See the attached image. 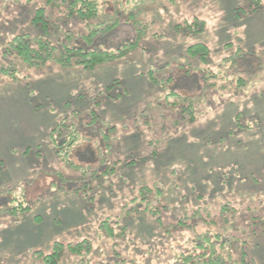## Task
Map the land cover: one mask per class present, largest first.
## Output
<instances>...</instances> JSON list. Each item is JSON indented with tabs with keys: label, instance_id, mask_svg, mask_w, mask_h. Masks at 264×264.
Instances as JSON below:
<instances>
[{
	"label": "rangeland",
	"instance_id": "1",
	"mask_svg": "<svg viewBox=\"0 0 264 264\" xmlns=\"http://www.w3.org/2000/svg\"><path fill=\"white\" fill-rule=\"evenodd\" d=\"M117 3L102 6L111 19L127 20ZM44 6L48 21L59 17L45 0H0V264H46L55 243L66 249L82 240L90 252H65L61 264L84 257L89 264H181L176 258L191 250L192 231L171 225L203 221L193 211L218 203L232 210L211 217L234 220L222 229L245 242L244 250H229L232 257L244 252L247 263L264 264V0H134L127 16L152 22L145 35L124 57L87 71L28 66L7 51L21 34L80 47L96 20L63 19L45 36L41 21L33 22ZM197 20L201 32L174 33L178 23ZM129 21L90 49L133 41L138 25ZM194 43L209 48L206 64L184 54ZM177 76H186L183 86L200 106L180 103L187 89L167 96ZM235 119L254 130L230 137ZM63 120L77 141L61 157L51 130ZM114 161L115 171L95 176ZM143 187L146 202L164 190L150 203L159 212L142 211Z\"/></svg>",
	"mask_w": 264,
	"mask_h": 264
},
{
	"label": "trees",
	"instance_id": "2",
	"mask_svg": "<svg viewBox=\"0 0 264 264\" xmlns=\"http://www.w3.org/2000/svg\"><path fill=\"white\" fill-rule=\"evenodd\" d=\"M104 1L108 0H45L46 8H49L54 11L58 10L59 12V17H57V19H53V17L48 16V18H50V21L46 19V15L44 13L45 6L39 8L36 11L37 14L33 22L36 23L37 21H41L42 27L40 28H43V33L45 36L48 35V25L58 27L59 21L63 19L67 20L71 19L72 17H75L84 21L85 25L90 26V21L96 18L95 22L93 23V28L89 29L87 31V34H84L82 36L81 43L83 45H79L80 47L73 48L69 46L71 40L73 39H71L69 43L65 44L63 48H59L57 47V45L52 44V41L48 40L46 37H33L28 34H21L16 35L11 39V41L7 45V51H15L16 55L20 57L22 61L26 62L28 66L43 67L44 65L50 63L58 68H68L76 66L84 71L93 70L94 68L103 65L107 62H110L111 60L124 57L127 53H130L135 50L138 41L146 33L145 28L148 27L152 22L148 20H137L135 18L136 16L134 15V13H130L129 16H127V12L129 13L131 9L129 7L132 5L134 0H117L118 3L116 6L119 12L126 16L127 20H122L120 18H117L116 16L111 19L110 14L112 13L108 12L109 7H107V5L102 6ZM170 1L175 4L178 0ZM244 13H247V11L245 10ZM129 20H132L134 26L138 25V34L136 35L133 41L123 45L122 47L116 50L90 49V46L92 45V43H95L98 36H104L116 30L122 21ZM194 25L195 28L193 27ZM140 26L141 28L139 29ZM201 31L202 23L198 20L194 23L182 22L174 26V33L180 36L192 35ZM209 53V48L203 43L190 44L184 51L185 55L195 58V61L201 64H206ZM2 71L5 72L4 70ZM13 77H15L14 74ZM184 77L186 76H177V81L174 80V83L176 85L171 86L172 92L167 94V96H180L177 91L181 88L182 90L187 89L186 91L188 94L191 89H189V87L183 86V84H185L184 82H182V79ZM169 79L170 78H166V80L170 82L171 80ZM148 81H150L151 83H156V80L152 77H149ZM200 81L204 89L206 84L205 79H203V75H201ZM237 86L239 85H236V87ZM194 92H201V90H194ZM194 95V97H196L198 94ZM189 96L190 97H179L178 99H180L179 101L181 104H184V101L186 103L188 102L189 106L194 109V105L199 103L197 100L192 99L191 95ZM78 98H81V96H79ZM92 98L97 99L98 96H92ZM95 103H98V101H96ZM195 106L198 107L200 105ZM93 114L94 117H91L93 119H97L98 117L96 116L95 111H93ZM190 119H194L193 113ZM236 120L237 119H235V127L232 130H229L230 137H233L231 134L233 130L240 131L241 127L247 128L248 130H254L252 126H242L240 123H237L238 121ZM51 138L53 139L56 146L61 147L63 152V155H61V157H64L67 155V153H69V150L72 149V146H74L77 141V130L73 126V124L66 123V120H63V122L57 123L56 126L51 130ZM117 163L119 162L114 161L112 166L97 169V171H93V173H95V176L97 177H100L104 173L110 174L111 172L116 170L115 165ZM128 163L131 162L129 161ZM156 185L157 183H155V187ZM145 188L146 187L140 189L142 191L141 195L143 197V200H145L146 203L142 211H150L152 213L159 212L160 209H158L159 211L154 212V209L150 205V203L152 201H158L157 198L160 196V193L164 190H160L158 187V192H155L154 197L148 202H146V199L149 196V190L145 191ZM199 197L202 198L203 195L200 194ZM131 201L136 203V199L135 201ZM156 207H158V205H156ZM163 207L164 206H162V208ZM216 209L217 210L213 209L212 207L210 208L209 206H203V208L201 206H198L196 210L193 211L192 217L201 216L200 214H202L203 221L197 220L187 224L188 219L185 217L183 219H180L175 224L171 225L173 227H179V225H181L184 226V228H186L188 231H192V233H190L191 236L187 239V243L191 245V250H187V252H180V258H176L181 262V264H230L232 260V264H250L246 262V253L242 252L241 258L238 259L233 258L231 255L232 253L230 254L235 244H239L241 250H244L243 245L245 244V242H243L241 238H238L236 234L230 232L229 230L222 229L233 226L235 224V221H230V219L225 218V216H223L222 218V215H219L217 220L211 217L212 213L218 210H221L223 213H226L228 212V210H232V208L222 203H218ZM82 250H85L84 252L86 253L90 252L91 244L89 241L82 240L76 244H69L66 246V249L62 244L55 243V246L53 247V252L50 255L45 256L46 264H61V261H64L66 259L65 252L69 251L73 255H80ZM74 264H89V260L84 257L80 260H77Z\"/></svg>",
	"mask_w": 264,
	"mask_h": 264
},
{
	"label": "crops",
	"instance_id": "3",
	"mask_svg": "<svg viewBox=\"0 0 264 264\" xmlns=\"http://www.w3.org/2000/svg\"><path fill=\"white\" fill-rule=\"evenodd\" d=\"M121 23H122V22H121ZM121 23H120V25H121ZM120 25L118 26V28L120 27ZM126 25H127V24H126ZM130 25H131V22H130ZM118 28H117V29H118ZM117 29H116V30H117ZM114 31H115V30H114Z\"/></svg>",
	"mask_w": 264,
	"mask_h": 264
}]
</instances>
